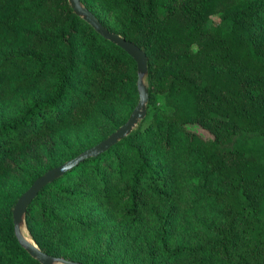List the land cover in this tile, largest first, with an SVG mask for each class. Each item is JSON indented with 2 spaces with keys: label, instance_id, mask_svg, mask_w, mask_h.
I'll use <instances>...</instances> for the list:
<instances>
[{
  "label": "trees",
  "instance_id": "1",
  "mask_svg": "<svg viewBox=\"0 0 264 264\" xmlns=\"http://www.w3.org/2000/svg\"><path fill=\"white\" fill-rule=\"evenodd\" d=\"M80 2L145 52L146 113L38 192L31 239L82 264H264V0ZM137 101L133 58L68 0H0V264H41L14 204ZM50 135L46 164L12 165Z\"/></svg>",
  "mask_w": 264,
  "mask_h": 264
},
{
  "label": "water",
  "instance_id": "2",
  "mask_svg": "<svg viewBox=\"0 0 264 264\" xmlns=\"http://www.w3.org/2000/svg\"><path fill=\"white\" fill-rule=\"evenodd\" d=\"M72 10L75 14L80 15L93 29L99 33L103 38L116 44L122 48L128 55H130L136 63L137 69V90L138 101L131 111L127 120L120 125L116 130L109 134L105 139L96 143L92 147L84 150L74 158H71L64 163L50 168L42 175L37 177L32 184L26 189L17 199L12 209L13 216V229L19 242L25 247L28 253L36 258L41 264H82L77 261L55 257L43 252L33 240L28 239L22 231V222L29 203L37 196L38 192L49 182L53 181L56 177L63 174L68 169L72 168L79 161L86 157L97 155L98 153L109 148L116 143L119 139L129 134L138 124L146 113V103L148 93L146 86L143 83V75L147 70V57L145 52L133 42L125 39L121 35L109 31L102 25L94 14L84 5L80 0H68Z\"/></svg>",
  "mask_w": 264,
  "mask_h": 264
},
{
  "label": "rangeland",
  "instance_id": "3",
  "mask_svg": "<svg viewBox=\"0 0 264 264\" xmlns=\"http://www.w3.org/2000/svg\"><path fill=\"white\" fill-rule=\"evenodd\" d=\"M106 19L105 21L109 24H112V20H111V16H110V13H106ZM215 19V18H214ZM112 21V22H111ZM136 127V126H135ZM60 140V137H57L56 135H50V136H47V137H44V138H41L35 146H33L32 148H28L25 153L26 155L23 156H19V157H16L14 156V158L11 160L12 161V165H14L15 163H17L19 160L23 159L24 157H33L35 156L36 158L35 159H32L31 161L32 162H38V163H41V164H46V162L48 161L45 157V146L46 147H49V149H51L54 144H56L58 141ZM11 165V166H12ZM22 231H23V234L30 240L31 237L29 236L26 228L24 225H22Z\"/></svg>",
  "mask_w": 264,
  "mask_h": 264
}]
</instances>
